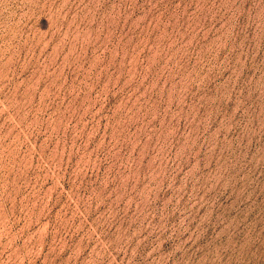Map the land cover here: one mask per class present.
I'll list each match as a JSON object with an SVG mask.
<instances>
[{"label":"rangeland","instance_id":"rangeland-1","mask_svg":"<svg viewBox=\"0 0 264 264\" xmlns=\"http://www.w3.org/2000/svg\"><path fill=\"white\" fill-rule=\"evenodd\" d=\"M0 264H264V0H0Z\"/></svg>","mask_w":264,"mask_h":264}]
</instances>
